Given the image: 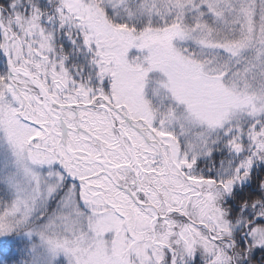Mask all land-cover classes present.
I'll return each mask as SVG.
<instances>
[{"label":"snow or ice","instance_id":"1","mask_svg":"<svg viewBox=\"0 0 264 264\" xmlns=\"http://www.w3.org/2000/svg\"><path fill=\"white\" fill-rule=\"evenodd\" d=\"M0 264H264V0H0Z\"/></svg>","mask_w":264,"mask_h":264}]
</instances>
